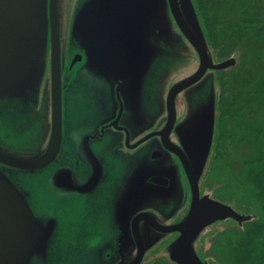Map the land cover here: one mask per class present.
I'll list each match as a JSON object with an SVG mask.
<instances>
[{"label": "water", "instance_id": "water-1", "mask_svg": "<svg viewBox=\"0 0 264 264\" xmlns=\"http://www.w3.org/2000/svg\"><path fill=\"white\" fill-rule=\"evenodd\" d=\"M85 1L84 6L80 0L68 2L72 7V20L70 42L66 45V26L61 21V10L66 8L64 0H0V105H10L17 120L15 124L23 122L24 116L30 119L34 115L51 128L46 148H36L32 154H25L26 150H18L17 144L9 145L5 139L10 135L17 139L23 131L15 132L8 125V132L5 135L0 133V264H62L69 259L64 238L68 224L66 209L72 199L58 202L54 198L53 203L50 201L46 206L49 197L43 184L45 167L56 158L62 143L63 63L69 51L76 50L79 44L93 49L95 53L97 48L102 51L107 49V54L113 57L119 53L120 44L114 38L115 33L122 29L120 23L127 22L130 32H141L142 20L146 17L150 22L147 27L152 30L155 24H161L164 38L169 37L167 46L171 42L169 51H165V72L169 70L170 74L175 68L186 65L189 58L176 54L179 47L190 48L195 58L189 73L177 79L168 89L167 121L162 129L164 132L167 128L165 133H169L173 128L174 99L177 94L185 89L191 91L198 101L193 100L188 116L177 124L182 128V148L177 149V154L189 189L190 204L186 214L173 224H159L152 218L144 217L151 222L158 235L144 244L134 232V238H129V241H135L136 252L127 262L121 256L122 259L109 264H141L146 251L163 235L172 232H178V236L168 246L170 261L175 264H209V260L203 256L204 260L195 249V242L203 230L224 220H228L225 225L230 224V220L241 225L254 218L253 214L239 212L230 203L200 192V181L206 175L216 138L219 113L216 107L219 94L216 73L236 66L238 56L228 55L217 61L213 59L212 47L207 42L192 0ZM81 22H86L89 33L85 44L77 36ZM96 35L99 36L96 40L98 44L94 42ZM129 47L135 49V41L131 40ZM150 47L152 55V47L155 46L150 44ZM133 49L125 54L132 55L135 52ZM159 49L162 50L161 47ZM78 55L76 53L75 57ZM108 62L109 65L110 58ZM144 62L147 64V61ZM127 63L128 59L118 62L117 70L112 75L119 86H132V82L123 76ZM47 68L46 84L42 85ZM142 79L143 76H140L141 83ZM44 95L48 100L45 101V111L41 113ZM33 125L36 126L35 123ZM35 181L38 182L37 186ZM26 190L33 193L36 210ZM75 195H79V192L74 191L71 197Z\"/></svg>", "mask_w": 264, "mask_h": 264}, {"label": "flooded vegetation", "instance_id": "flooded-vegetation-1", "mask_svg": "<svg viewBox=\"0 0 264 264\" xmlns=\"http://www.w3.org/2000/svg\"><path fill=\"white\" fill-rule=\"evenodd\" d=\"M80 2L84 6L87 1ZM88 17L86 14V19ZM71 20L64 33L66 45ZM148 20L149 17L143 18L141 32H130L127 22L120 23L122 29L115 33L114 38L120 44L119 53L113 57L107 54V49L97 48L95 53L79 44L76 50L69 51L63 63L62 143L56 158L43 173V184L49 197L46 206L50 201L52 204L54 198L58 202L72 199L66 209L68 224L64 238L69 259L62 264H109L122 259L121 256L127 262L136 252L135 241H129V238H134V232L144 244L158 235L144 217L159 224H173L188 210L190 194L177 154V149L182 148V128L177 124L188 116L189 105L198 98L188 89L177 94L173 128L169 133H165L167 128L162 132L167 121V92L175 81L166 88H159L157 81L165 72L163 61L171 42L167 46L169 37L164 38L161 24H155L150 30ZM79 25L78 40L85 44L89 35L86 22ZM121 36V39L117 38ZM98 37L96 35L94 42ZM131 40L135 41V49L129 47ZM150 44L155 46L152 47V55ZM132 49L135 50L132 55L125 54ZM76 53H79L77 57ZM109 58L111 62L108 65ZM124 59H128L129 64H126L123 76L132 82V86H119L112 77L118 62L122 63ZM140 76H143L142 83ZM181 97L182 103L179 102ZM46 100L48 97L44 95L41 113L46 109ZM219 100L218 94L217 111ZM177 101L182 104L181 108ZM223 109L222 115L219 109L215 131L219 142L205 182L217 199L229 202L234 198L229 189L215 187V183H219L224 161H228L231 155L240 156L242 150L232 138L233 133L236 136L238 133L230 132V128L235 126V114L230 116L225 107ZM240 115L243 120L246 118L242 107ZM40 122L37 149L41 146L46 148L51 129L44 120ZM239 172L241 174V170ZM236 180L228 179L227 185L235 187ZM218 190L224 191L220 194ZM26 191L36 210L33 193ZM74 191L79 195L71 197ZM224 192L228 193L227 199H222ZM177 236L178 232L166 233L146 253H167L169 244ZM211 249L212 245H209L206 252L211 254ZM143 261L141 264H175L168 256L161 255L149 262Z\"/></svg>", "mask_w": 264, "mask_h": 264}, {"label": "trees", "instance_id": "trees-1", "mask_svg": "<svg viewBox=\"0 0 264 264\" xmlns=\"http://www.w3.org/2000/svg\"><path fill=\"white\" fill-rule=\"evenodd\" d=\"M192 1L207 42L215 50L217 58L229 55L243 37L251 40L262 37L264 40V0ZM261 48L264 50V41L259 54ZM261 63L256 72L250 69L245 58L241 60L239 72L233 69L236 65L216 73L220 97L218 108L221 115L223 107L230 116L235 114V126L230 128V132L238 133V136L233 133L232 138L242 150L239 156L242 163L238 180L241 185L239 200L232 198L227 203L237 211L253 214L254 218L241 225L230 220L231 224L213 233L211 254L203 253L210 264H264V118L258 114L259 109H264V57ZM241 107L246 118L254 116L252 124L241 118ZM217 142L219 137L216 136L211 160ZM235 192L236 186H233L230 195L234 197Z\"/></svg>", "mask_w": 264, "mask_h": 264}, {"label": "rangeland", "instance_id": "rangeland-1", "mask_svg": "<svg viewBox=\"0 0 264 264\" xmlns=\"http://www.w3.org/2000/svg\"><path fill=\"white\" fill-rule=\"evenodd\" d=\"M68 2L69 0H64V5H66V8H63L61 10V21L63 23V25H65L66 27L64 28V30L66 31L68 28V21H70L71 19V5L70 8H68ZM263 38L259 37L258 39L255 38V40H251V39H245V37L241 38L239 40V43L237 44V46L233 47L231 49V51L229 52V55H233L234 57L237 58V63H236V67L233 68L234 71L239 72V68L241 65V60L246 58V63L250 66L251 70H255L256 72H258V69L260 68V65H262L261 63V59L264 57V50L262 49L261 54H259V50H260V45L263 42ZM186 45V44H185ZM184 47V45H183ZM212 47V46H211ZM179 52L176 53L178 56L180 57H184V58H189L186 65L183 66L182 68L178 69L175 68L170 74H169V70L164 72L160 77H159V81H158V85L159 88H163V87H168L172 84V82L176 81L177 79L183 77L184 75L188 74L189 71L193 68L194 66V56L192 51L190 50V48H188L187 46L185 47V49H181L179 47ZM213 52H212V56L214 57L213 59L215 61L218 60V58L216 57L215 54V50L212 48ZM177 51V48L176 50ZM66 52V49H64V54ZM185 52V53H184ZM252 52V53H251ZM171 53H173V51L171 50ZM251 53V54H250ZM252 54H255L254 57H252ZM257 55H260L259 58L255 57ZM228 56V55H227ZM241 57V58H240ZM224 58V57H223ZM222 59V58H221ZM240 61V63H239ZM168 75V77H167ZM48 76V68L45 72V77L43 79V83L42 85L46 84V78ZM183 94V92L181 93ZM180 103H182V97L179 100ZM177 101L178 107L181 108L182 104H180ZM10 105L8 103H3L2 105H0V133H5L8 132V128H6L8 125L11 126V128L15 131H23L22 134L19 135V137L17 139L14 138V136L10 135L9 137L5 138L7 139V141L9 142V145H16L19 147L17 148L18 150L21 151L20 148L26 150L25 154H32L33 152H35L36 150V141L39 139L40 135H39V130H40V121L38 120L39 117H35L34 115L31 116L30 119H27L29 117L24 116L22 118L23 122L19 123V124H15L16 123V117H14V114L12 113V110H10ZM258 114L264 118V109H259L258 110ZM37 118V120L35 119ZM254 120V116L250 117V118H246L245 121H247V123L252 124ZM12 123V124H11ZM33 123L36 124L33 125ZM233 127V126H232ZM236 127H234L235 129ZM33 129V130H32ZM38 133V134H37ZM27 148V149H25ZM40 148H43V146H41ZM248 152H246L247 155ZM246 157V156H245ZM244 157V159H245ZM226 163H223L221 165V171L223 173H221L220 178H219V183H215L216 186H225L229 189L233 188L231 185L228 186V179L229 180H236L237 178H240V159L238 155H231L230 158L228 159V161H225ZM210 166V163L208 162L207 164V169L205 170V172H207L208 168ZM16 175V174H15ZM205 178L206 175H204V177L201 179L200 181V192L203 193H209L210 196L215 197L216 194L213 193V189L211 190L209 188V186L206 184L205 182ZM35 185H38V182L35 181ZM239 187H241V185L239 184V181L236 180V192L234 194V199L236 201L239 200ZM224 191V190H223ZM223 191H219L218 192L220 194L223 193ZM228 193L224 192V195L222 197V199H227ZM224 202H227L226 200H222ZM240 212V211H239ZM228 220H224L222 222H216L210 226H208L207 228H205L203 230V232L201 233V235L199 236V238L196 240L195 242V249L197 251V253L204 259L203 257V253L207 250H209V245L211 244V239H212V235L214 232H216L217 230H220L222 227H224L225 222H227ZM231 224V223H230ZM168 241V240H165ZM211 246V245H210ZM168 256L167 253H146L145 257H144V261L143 262H149L151 261L154 257L156 256ZM212 257V256H211ZM205 260V259H204ZM210 264V262H209Z\"/></svg>", "mask_w": 264, "mask_h": 264}]
</instances>
